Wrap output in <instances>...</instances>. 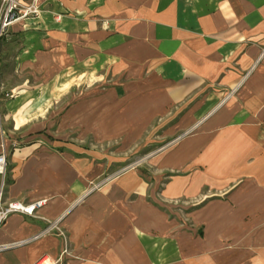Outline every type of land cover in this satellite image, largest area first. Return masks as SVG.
<instances>
[{
    "label": "crops",
    "instance_id": "obj_1",
    "mask_svg": "<svg viewBox=\"0 0 264 264\" xmlns=\"http://www.w3.org/2000/svg\"><path fill=\"white\" fill-rule=\"evenodd\" d=\"M35 3L0 48L3 200L47 202L0 264L58 259L26 242L46 221L61 264H264V0ZM147 131L148 169L96 185L116 160L87 146Z\"/></svg>",
    "mask_w": 264,
    "mask_h": 264
},
{
    "label": "built area",
    "instance_id": "obj_2",
    "mask_svg": "<svg viewBox=\"0 0 264 264\" xmlns=\"http://www.w3.org/2000/svg\"><path fill=\"white\" fill-rule=\"evenodd\" d=\"M39 14L40 8L36 5L35 0H32L29 4L24 3L23 0H0V40L6 35L8 28L14 23L21 20L36 18ZM11 97V93H5L0 87V109L3 99ZM16 149L17 147L14 143L11 144L10 151L7 149L5 145V133L3 132L0 124V227L12 214H21L31 218H39L37 216V212L44 207L47 202L43 199L29 204H23L20 202H5L3 200V185L7 171V157L8 154H12ZM46 222L48 223L47 226L26 242L35 241L46 235L56 233L62 238L64 243V249L61 256L56 260L41 258L35 264H61L62 256L68 254L67 237L57 224L50 223L48 221ZM20 244L22 243L0 245V252Z\"/></svg>",
    "mask_w": 264,
    "mask_h": 264
},
{
    "label": "rangeland",
    "instance_id": "obj_3",
    "mask_svg": "<svg viewBox=\"0 0 264 264\" xmlns=\"http://www.w3.org/2000/svg\"><path fill=\"white\" fill-rule=\"evenodd\" d=\"M4 38V37H3ZM3 38L0 40V48L3 42ZM4 91V90H3ZM10 94V93H8ZM12 97L13 94L11 93ZM11 97V98H12ZM61 116V114H58ZM54 128L50 130L49 132L54 135L55 127L57 124H54ZM54 132V133H53ZM149 131L145 132L143 136L141 135V139H143V142H141L139 145H123L121 144L120 140L111 143L110 145H105V146H98V145H91L87 146L88 148L91 149L93 152V156H98V155H106L108 157H112L114 160L113 162L109 163V169L107 172V176H104L101 181H99L96 185L100 184L103 180H106V178L113 177L120 172H122L125 169H139V170H147V164H148V158L150 154H152V150L156 148L155 146H149L147 141H148V136L150 133ZM131 133V132H129ZM38 133V135H40ZM37 135V134H36ZM57 135V134H55ZM59 135H61L59 133ZM80 148H83L82 146H78ZM160 148V147H158ZM123 158V159H122ZM95 187V185H93Z\"/></svg>",
    "mask_w": 264,
    "mask_h": 264
}]
</instances>
